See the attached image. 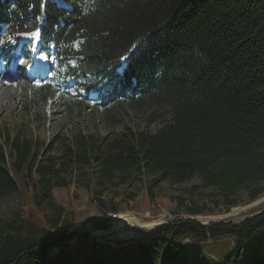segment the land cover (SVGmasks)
Returning a JSON list of instances; mask_svg holds the SVG:
<instances>
[{"label": "trees", "instance_id": "trees-1", "mask_svg": "<svg viewBox=\"0 0 264 264\" xmlns=\"http://www.w3.org/2000/svg\"><path fill=\"white\" fill-rule=\"evenodd\" d=\"M0 25L41 29L56 59H75L72 69L56 66V76L64 70L100 89L110 125L122 123L125 108L149 112L145 127L59 134L43 153L25 124L12 135L0 127V200L21 184L31 193V206L22 200L0 215V264H192L181 242L226 237L236 250L219 264H242L264 208L240 224L179 218L115 248L69 228L76 187L89 190L107 218L135 198L114 187L144 176L150 201L159 181L198 179L172 197L176 213L188 216L229 212L264 195V0H0ZM56 188L72 189V200H56ZM249 264H264V253Z\"/></svg>", "mask_w": 264, "mask_h": 264}, {"label": "rangeland", "instance_id": "rangeland-1", "mask_svg": "<svg viewBox=\"0 0 264 264\" xmlns=\"http://www.w3.org/2000/svg\"><path fill=\"white\" fill-rule=\"evenodd\" d=\"M20 38L21 36H11L7 30L0 32V44H5V48L9 51L15 50L14 45ZM36 39L38 40V36H35ZM43 57L47 61V57L44 55ZM22 59L21 57L18 60L16 57L13 62L21 63ZM14 65L15 63L12 64V66ZM2 72L0 75V127H9L12 135L16 134L19 127L25 124L28 135L37 140L40 146L42 145L41 153L59 134L71 135L81 130L98 136H110L125 130L126 127L133 129L145 127L149 118V112H136L125 108L122 114V123L119 126H113L106 119L102 107L88 101L93 96L92 93L88 94V100H84L86 93L76 92L74 82H69L68 86H64L57 85L56 81H51L53 88L44 94L40 90L42 83L27 77L25 69L21 71L22 73L17 72L20 75H9L5 71ZM81 101H84L87 106L79 107L78 104ZM156 126H152L153 130ZM90 173L91 171L86 170V175L90 176ZM74 179L76 184L80 185L78 174L74 176ZM18 180H21V177H18ZM149 181L150 179L144 176L136 183L114 187V191L118 193L135 196L131 204L127 202L122 204L121 212H128L129 217L121 226H116L114 219L112 223L110 215V218H107L96 203L92 202L89 190L76 187V193L79 195V198L74 201L76 222L69 230L89 232L100 243L115 248L116 243L133 241L141 237L149 238L154 234L155 228L179 218L189 217L183 213H176V205L172 197L186 195L187 189L199 183L198 179L181 184H171L166 180L159 181L155 188V193L159 197L155 201H150L147 195L146 186ZM19 191V193L0 200V215L9 213L17 207L18 202L21 204L22 200H25L24 204L26 202L30 205L28 197L31 193L22 184ZM72 193V189L67 188L54 190L56 200L64 205L72 200ZM263 197L264 195L259 199ZM256 201L250 202L244 198L241 205L234 207L238 208L237 211L231 209L229 212L209 213L198 215L196 218L204 223L223 220L238 223L264 208V201L260 203ZM200 216H207L209 219H201ZM180 247L192 264L196 263L199 258L206 264H219L235 252L236 242L234 238L226 237L202 244L187 238L181 242ZM254 253H264V227L260 228L256 236L246 243L245 250L241 255L242 264H249Z\"/></svg>", "mask_w": 264, "mask_h": 264}, {"label": "bare ground", "instance_id": "bare-ground-1", "mask_svg": "<svg viewBox=\"0 0 264 264\" xmlns=\"http://www.w3.org/2000/svg\"><path fill=\"white\" fill-rule=\"evenodd\" d=\"M264 201V197L259 199L258 201H256L257 203H260ZM238 208H233V211H237ZM129 217L128 215V212H123V213H120L118 215H115L114 216V224L117 226H121L123 224H125V220ZM199 218L201 219H209V217L207 216H200ZM207 222V221H206ZM155 224V223H154Z\"/></svg>", "mask_w": 264, "mask_h": 264}, {"label": "water", "instance_id": "water-1", "mask_svg": "<svg viewBox=\"0 0 264 264\" xmlns=\"http://www.w3.org/2000/svg\"><path fill=\"white\" fill-rule=\"evenodd\" d=\"M257 201H258V199H257ZM233 209V208H232ZM120 213H122V212H119V213H109V215H110V217L112 218V223H113V219H114V216L115 215H118V214H120ZM189 218H192V219H196L197 220V218H196V216H189ZM244 219H242L240 222H238V223H236V224H240L242 221H243ZM201 223H203V224H208V223H204V222H202V221H200ZM72 225H75V224H72ZM71 225V226H72ZM70 226V227H71ZM115 245H118V243H116Z\"/></svg>", "mask_w": 264, "mask_h": 264}, {"label": "snow or ice", "instance_id": "snow-or-ice-1", "mask_svg": "<svg viewBox=\"0 0 264 264\" xmlns=\"http://www.w3.org/2000/svg\"><path fill=\"white\" fill-rule=\"evenodd\" d=\"M25 35L38 36V32H34V33H25Z\"/></svg>", "mask_w": 264, "mask_h": 264}]
</instances>
